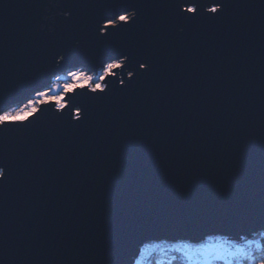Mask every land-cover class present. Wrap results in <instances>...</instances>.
<instances>
[{
	"label": "water",
	"instance_id": "95a60500",
	"mask_svg": "<svg viewBox=\"0 0 264 264\" xmlns=\"http://www.w3.org/2000/svg\"><path fill=\"white\" fill-rule=\"evenodd\" d=\"M113 59L103 92L0 125V264L264 230V0H0V113Z\"/></svg>",
	"mask_w": 264,
	"mask_h": 264
},
{
	"label": "rangeland",
	"instance_id": "374dc122",
	"mask_svg": "<svg viewBox=\"0 0 264 264\" xmlns=\"http://www.w3.org/2000/svg\"><path fill=\"white\" fill-rule=\"evenodd\" d=\"M120 15H128L129 17L131 16V14H129V13L119 14L116 18L111 20L112 23L117 22V19ZM117 61H119L121 63V65L123 64L122 59H119ZM110 62H107V63H110ZM104 66L99 68L97 73L96 72H87L86 70L81 69V68H72V69H67L65 71H62V72H58L56 75H54L52 82L46 88L36 91L35 93L32 94V96L29 99H27L23 103L12 105V106L8 107L5 111H8L10 109L23 107L25 104H27V101L30 99H36L37 100L36 107L38 109L40 107L39 104H41L40 100L43 99V100H45V102H47L48 98L47 97H44V98L37 97L36 96L37 92H47L48 97H52V96H55L59 93H63L64 84L70 82L72 79V77L69 75V73L75 72V71L84 72L87 75L93 76V81H91L89 83H95V82L99 81V75L102 73ZM118 68H121V67H118ZM113 72H114V70H112V72H110V73H113ZM129 72L130 71H128V73ZM57 77H59V79H57ZM99 82L103 85L102 81H99ZM81 84L87 85V83H85V82H81ZM54 85H59L60 87L56 88V87H54ZM78 86H81V85H78ZM48 89H52V91L49 92ZM64 102L66 103V101H64ZM25 112H28V110L25 109ZM0 114H2V113H0ZM31 114L32 113H29L26 117H28ZM232 239L233 238H228V237L225 239H222L218 235H212V236H208L206 239H204L200 242H191V241H184L183 240L179 244V242L177 241L178 243L175 246L185 252L187 259H188V264H216V261H223V262L229 264L233 260L235 255H237L240 251L238 247H234L232 245L233 244V242H231ZM159 243H161V241H159ZM153 246H155V245L152 244V242L151 243L150 242L145 243L141 249L140 254L141 253L143 254V252H147L150 248H153ZM137 258L133 264H137V260L139 259V258L138 259Z\"/></svg>",
	"mask_w": 264,
	"mask_h": 264
},
{
	"label": "snow or ice",
	"instance_id": "6c2138e0",
	"mask_svg": "<svg viewBox=\"0 0 264 264\" xmlns=\"http://www.w3.org/2000/svg\"><path fill=\"white\" fill-rule=\"evenodd\" d=\"M223 5L217 4L216 6L212 7L210 9L211 12L218 13L222 9ZM187 12L191 13H197L198 8L193 5L192 7H189L186 9ZM119 21L127 23L130 20V17L128 15H120L118 17ZM112 24V21H109L107 25H105V30ZM121 63L117 60H112L110 63H107L104 68L102 73L99 75V81H103L105 77L112 72L113 69L117 67H121ZM131 66V64L129 65ZM69 75L72 77L71 81L64 84L63 86V93H59L55 96L48 97L47 92H37L36 96L37 97H47L48 101L47 102H54L56 107L59 109H64L65 108V96L68 94L69 90L75 92L76 88L78 85H81V82L87 83V86L93 91L99 90L100 92H103L105 88L107 87L106 84H101L99 81L95 83H89L93 81V76L87 75L84 72L80 71H75L69 73ZM131 75V74H129ZM59 79V77H57ZM121 84L124 83L123 80L120 81ZM54 87L59 88V85H54ZM48 91H52V89H48ZM40 103H45V100H40ZM37 105V100L36 99H30L27 101V104H25L23 107L20 108H15V109H10L8 111H3L2 114H0V125H12V124H22L25 120V117L29 113H35L38 109L36 107ZM25 109L28 110V112H25ZM81 112V109L77 108L76 113H77V118H79V114ZM3 170H0V176H3ZM259 264H264V259H262Z\"/></svg>",
	"mask_w": 264,
	"mask_h": 264
},
{
	"label": "trees",
	"instance_id": "16d2710c",
	"mask_svg": "<svg viewBox=\"0 0 264 264\" xmlns=\"http://www.w3.org/2000/svg\"><path fill=\"white\" fill-rule=\"evenodd\" d=\"M218 236L222 239L227 238ZM178 242L180 244L182 241ZM178 242L165 240L161 243L152 242L155 246L147 252L141 253L139 259L137 258V264H188L185 252L175 246ZM231 242L240 251L229 264H259L264 259V230H260L252 236H244L241 240L232 239ZM216 264L227 263L216 261Z\"/></svg>",
	"mask_w": 264,
	"mask_h": 264
}]
</instances>
